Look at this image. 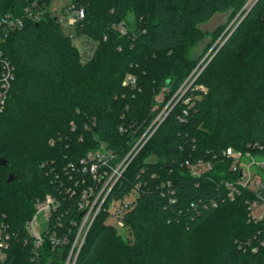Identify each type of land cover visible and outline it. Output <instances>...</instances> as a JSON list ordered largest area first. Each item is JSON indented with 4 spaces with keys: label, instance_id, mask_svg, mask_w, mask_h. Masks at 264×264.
Segmentation results:
<instances>
[{
    "label": "trees",
    "instance_id": "trees-1",
    "mask_svg": "<svg viewBox=\"0 0 264 264\" xmlns=\"http://www.w3.org/2000/svg\"><path fill=\"white\" fill-rule=\"evenodd\" d=\"M51 1L0 0V23L6 14L23 20L6 34L0 26V51L15 67L0 110V227L10 236L0 264H65L87 210L82 196L103 184L81 160L105 146L116 165L165 106L107 195L75 264H264V219L249 210L255 195L242 189L229 198L224 180L239 173L223 155L249 144L264 155V0L192 76L188 47L203 35L198 25L248 0H72L85 14L71 27L96 43L86 61ZM236 60L243 63L237 72ZM128 74L134 86L124 85ZM198 160L212 169L193 175L186 161ZM135 187V204L123 216L133 236L126 239L107 222L108 209ZM47 194L60 201L49 230L70 242L54 246L45 238L36 248L26 224Z\"/></svg>",
    "mask_w": 264,
    "mask_h": 264
},
{
    "label": "built area",
    "instance_id": "built-area-1",
    "mask_svg": "<svg viewBox=\"0 0 264 264\" xmlns=\"http://www.w3.org/2000/svg\"><path fill=\"white\" fill-rule=\"evenodd\" d=\"M34 5L37 6V3L34 2ZM84 12L85 10L82 6H77L74 3L67 5L64 8L63 13L67 16V25L70 27L74 25L79 18L84 17ZM39 17L40 13H37L36 18ZM4 18L5 19L0 23V26L5 30V34L8 31L23 25V20L21 18L13 17L11 14H6ZM61 22H63V20H61ZM2 33L1 29L0 39ZM14 78V65L11 60L4 56L3 52L0 51V110H3L7 103L6 100L8 99L11 88L10 86H12ZM135 83L136 77L133 74H128L124 80V85L130 84L134 86ZM166 107L167 106L161 110L146 131L134 143L130 151L127 152L126 156L116 165L110 164L111 160L115 157L114 152L105 146H102L95 151H89L81 160L83 171L90 173L97 183L103 182V184L98 192H96V186L91 184L82 196L84 199L80 203V208L87 210L74 239H72L73 241L65 264H75L79 251L85 242L88 230L90 229L97 213L102 208L107 195H109L112 188L120 180L129 163L164 119L167 114ZM248 148L249 149L247 150H242L229 146L224 150L223 155L233 161L232 170L239 173V177L224 180V184L228 189V195L231 199L238 195L242 189L252 192L255 197L249 202L250 216L255 220H261L264 219V155L253 153V150L256 149L255 144H249ZM186 165L195 176H200L213 167L212 162L203 160H198L197 162L186 161ZM133 191L138 194V189L136 187ZM137 194H135L136 196L133 198H129V195H127L124 198L120 197L119 199L111 200L110 205L113 202H116L114 204L115 209H113V215L119 218L120 226H125L123 216L133 208L138 196ZM59 205V199L52 194H47L44 199L36 200V213L26 224L29 233L35 239L36 248H39L43 244L45 238H48L54 246L68 244L70 242L67 235L60 236L57 231L49 230V220L53 211H55ZM6 228L7 226L5 224H2L0 227L1 248H7L9 245L8 240L10 236L6 233ZM3 256H5V254L1 253L0 257L3 258Z\"/></svg>",
    "mask_w": 264,
    "mask_h": 264
},
{
    "label": "rangeland",
    "instance_id": "rangeland-1",
    "mask_svg": "<svg viewBox=\"0 0 264 264\" xmlns=\"http://www.w3.org/2000/svg\"><path fill=\"white\" fill-rule=\"evenodd\" d=\"M254 1L255 0H248L244 4V6L237 12H233L232 9L224 12H217L213 15L212 18L198 25L199 30H201L203 35L197 39H194L188 47L189 58L190 60L195 61L196 64V68L190 74V76L194 75L198 68L202 69L205 65H207V63L218 53V49H220L226 42L228 37L238 26L240 20L242 19L246 11L250 8V6L254 3ZM71 2L72 0H52L50 2L49 9L52 14L57 15L60 20H63L62 28H64L66 34L72 35L73 41L78 46L83 60L86 61L91 57L94 49L96 48V43L88 39L85 35H77L75 27H70L69 25H67V16L63 14V9L67 5H70ZM131 20H133V18ZM221 56L222 59L220 58V60H222V64H225V62L227 61L225 60V56H227V54L224 53V55ZM234 65L235 67L233 68V70L237 72V69L239 68L238 66H243V63L239 62V60H236L234 62ZM191 84L192 82H189L187 87H189ZM200 88L203 89L202 86H200ZM183 93L184 90L182 91V94ZM135 194L137 193L135 191H132L129 194V198H133L134 196H136ZM115 203L116 202H113L110 205L109 210L111 214L107 218V222L113 224L118 229V231L123 234L124 238L132 239L133 236L129 228L126 226L123 227L122 225L120 226L119 218L113 215Z\"/></svg>",
    "mask_w": 264,
    "mask_h": 264
},
{
    "label": "water",
    "instance_id": "water-1",
    "mask_svg": "<svg viewBox=\"0 0 264 264\" xmlns=\"http://www.w3.org/2000/svg\"><path fill=\"white\" fill-rule=\"evenodd\" d=\"M257 0L254 1V3L256 2ZM254 3L252 5H254ZM252 5L250 6V8L252 7Z\"/></svg>",
    "mask_w": 264,
    "mask_h": 264
}]
</instances>
